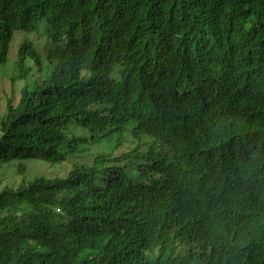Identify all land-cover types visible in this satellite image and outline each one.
Segmentation results:
<instances>
[{
	"label": "trees",
	"instance_id": "obj_1",
	"mask_svg": "<svg viewBox=\"0 0 264 264\" xmlns=\"http://www.w3.org/2000/svg\"><path fill=\"white\" fill-rule=\"evenodd\" d=\"M43 20L50 74L22 43L0 114V264H264V0H0V66Z\"/></svg>",
	"mask_w": 264,
	"mask_h": 264
},
{
	"label": "rangeland",
	"instance_id": "obj_2",
	"mask_svg": "<svg viewBox=\"0 0 264 264\" xmlns=\"http://www.w3.org/2000/svg\"><path fill=\"white\" fill-rule=\"evenodd\" d=\"M24 42L32 44L33 49L38 53V57L41 56L43 58L42 72H39V69L34 59H27L26 63L28 66L31 67V76H34L35 78L42 77V79H45L50 74L51 70H49V67L46 65L44 58L45 49L50 44V39L47 36L46 21L43 20L42 22H40L36 26V28L30 33L15 32L9 46L6 63L0 66V114L5 111L6 105L10 99H12L13 104L17 102L18 93L22 86L17 84L15 81H12L11 79L13 74L15 73V62L18 49L20 45ZM32 82H34V80ZM74 128L73 131L76 136H87V132L80 129L74 130ZM115 144V138L111 137L101 144V148H103L105 151H112L114 149ZM82 160L83 159H79V161ZM70 164L72 163L70 162ZM70 164H65L59 167L58 169L63 171L64 174L68 173L71 169ZM54 171L56 170L48 167V165L46 164L32 163L27 165L26 177H37L39 175L52 177L55 174ZM15 172L16 171L11 168L1 170L0 180H13Z\"/></svg>",
	"mask_w": 264,
	"mask_h": 264
},
{
	"label": "bare ground",
	"instance_id": "obj_3",
	"mask_svg": "<svg viewBox=\"0 0 264 264\" xmlns=\"http://www.w3.org/2000/svg\"><path fill=\"white\" fill-rule=\"evenodd\" d=\"M161 116H162V115H161ZM161 116H160V117H161ZM125 120H126V119H125ZM125 120H124V121H125ZM133 120H134V118H133ZM130 122H131V121H130ZM132 122H133V121H132ZM134 123H136V122H134ZM137 123H138V122H137ZM137 125H138V124H137ZM135 126H136V125H135ZM130 128H131V127H130ZM126 130H127V129H126ZM129 130H130V129H129ZM129 130H128L127 132H129ZM124 131H125V129H124ZM124 131H123V132H124ZM131 131H132V130H131ZM125 132H126V131H125ZM120 133H121V132H120ZM120 133H119V136H120ZM159 135H160V134H159ZM159 135H157V136H159Z\"/></svg>",
	"mask_w": 264,
	"mask_h": 264
},
{
	"label": "clouds",
	"instance_id": "obj_4",
	"mask_svg": "<svg viewBox=\"0 0 264 264\" xmlns=\"http://www.w3.org/2000/svg\"><path fill=\"white\" fill-rule=\"evenodd\" d=\"M58 212V210H56Z\"/></svg>",
	"mask_w": 264,
	"mask_h": 264
}]
</instances>
